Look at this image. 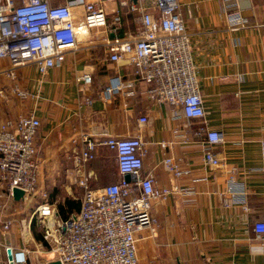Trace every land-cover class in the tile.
<instances>
[{
    "label": "crops",
    "instance_id": "0c3cea01",
    "mask_svg": "<svg viewBox=\"0 0 264 264\" xmlns=\"http://www.w3.org/2000/svg\"><path fill=\"white\" fill-rule=\"evenodd\" d=\"M48 1L52 6L77 3ZM86 1L103 5L107 25L80 29L78 47L65 50L61 67L42 76L36 64L30 63L16 70L14 81L0 74V90L6 91L5 97L0 94V120L29 113L41 120L35 137L38 187L47 192L48 203L55 209L54 215L43 217L37 212L44 202L40 196L32 202L8 200L3 215L13 223L4 234L0 215V264H7L6 245L15 251H30L33 243L40 247L46 225L56 226L63 220L59 204L77 199L72 194L82 189L71 176L72 152L81 145L84 132L95 139L105 134L141 136L148 148L143 173H152L160 188L181 189L167 200L154 202L153 214L160 226L155 235L147 230L139 234V264H264V240L254 229L264 219V172L259 171L264 142V0H178L191 33L204 100L205 115L198 118L185 117L180 107L152 101L149 85L143 82L132 97L119 93L110 100L103 98L102 91L112 77L133 78L131 65L109 59L106 38H138L142 23L140 13L130 9L133 3L155 17L159 13L155 0ZM235 2L246 19L245 27L227 24L226 10ZM83 9L80 4L73 6L76 14ZM7 66L8 60H0V67ZM85 74L92 77L90 83L84 81ZM13 84L27 90L28 98L11 93ZM142 116L147 117L143 124L139 122ZM214 129L224 136L212 148L222 160L219 167L208 165L205 159L210 149L206 131ZM167 157L189 173L175 176L163 163ZM233 168L246 189V203L232 202L228 193ZM87 169L92 172V188L134 180L119 172L115 152L106 146L98 147ZM53 193L66 195L55 201ZM53 254L44 264L56 260Z\"/></svg>",
    "mask_w": 264,
    "mask_h": 264
},
{
    "label": "built area",
    "instance_id": "2783aa9c",
    "mask_svg": "<svg viewBox=\"0 0 264 264\" xmlns=\"http://www.w3.org/2000/svg\"><path fill=\"white\" fill-rule=\"evenodd\" d=\"M155 1L158 17L137 4L130 5L131 11L140 13L142 30L138 38H106L109 59L131 65L133 78L112 77L102 96L105 100L119 93L132 97L136 86L143 82L149 85L147 94L152 101L180 107L187 118L204 117L194 46L180 3L178 0ZM79 4L84 9L81 14H76L73 6ZM225 14L229 27L247 25L237 2L229 6ZM106 25V10L97 1L77 0L74 4L52 6L48 0H0V60L9 61V66L0 67V74L14 81L19 67L35 63L39 74L46 75L51 68L63 65L66 49L78 47L80 29ZM83 79L86 83L92 81L89 74ZM10 92L22 100L29 96L18 84H13ZM0 94L5 97L6 91L1 89ZM139 122H147V117H140ZM40 127L41 120L33 113L0 120V184L4 189L0 193V215L4 234L13 223L3 213L8 200L14 198V188L24 191L25 200L32 202L37 196L44 200L37 207L40 216L49 217L55 213L48 203L47 192L38 187L35 137ZM223 139L220 130L206 131V143L210 147L205 152L208 165H222L221 158L212 148ZM100 146L115 152L119 172L130 174L133 181L121 179L98 188L90 186L93 176L87 167ZM72 153L74 170L71 176L84 192L80 210L56 226L47 224L44 240L63 264H139V234L147 230L155 235L160 226L153 214L154 202L167 200L181 189L177 186L160 188L152 173H143L148 148L139 135L116 137L105 134L103 139H95L84 132L81 145ZM163 163L175 176L189 173L182 170L173 157L165 158ZM259 171L264 172V142ZM227 190L232 202L246 203L247 192L237 180L235 168L230 171ZM245 208L248 210L247 206ZM254 229L264 240V219L257 221ZM5 251L7 264H30L29 250L15 251L11 245H6ZM2 261L0 244V263Z\"/></svg>",
    "mask_w": 264,
    "mask_h": 264
},
{
    "label": "rangeland",
    "instance_id": "374dc122",
    "mask_svg": "<svg viewBox=\"0 0 264 264\" xmlns=\"http://www.w3.org/2000/svg\"><path fill=\"white\" fill-rule=\"evenodd\" d=\"M70 182H72V181H70ZM74 184H76V183H74ZM83 194H84V192L82 190V191L76 192L72 195L75 196L81 202ZM52 195H53V199L56 201V200L61 199L63 197V195H66V194L53 193ZM51 252H52L51 245L49 243H47V241H45L44 238H43V241L41 242L40 247L33 243L32 245H30V252H29L30 264H44L48 258L52 257ZM54 257H56V256H54Z\"/></svg>",
    "mask_w": 264,
    "mask_h": 264
},
{
    "label": "trees",
    "instance_id": "16d2710c",
    "mask_svg": "<svg viewBox=\"0 0 264 264\" xmlns=\"http://www.w3.org/2000/svg\"><path fill=\"white\" fill-rule=\"evenodd\" d=\"M81 202L74 198H67L64 203L59 204V213L63 220L69 218L72 214L78 213Z\"/></svg>",
    "mask_w": 264,
    "mask_h": 264
},
{
    "label": "water",
    "instance_id": "95a60500",
    "mask_svg": "<svg viewBox=\"0 0 264 264\" xmlns=\"http://www.w3.org/2000/svg\"><path fill=\"white\" fill-rule=\"evenodd\" d=\"M126 176H127V178L131 177L130 174H126ZM13 193H14V198L16 200H21L24 196V191L20 188H14ZM46 264H63V263L60 260L56 259V260L49 261Z\"/></svg>",
    "mask_w": 264,
    "mask_h": 264
},
{
    "label": "bare ground",
    "instance_id": "6f19581e",
    "mask_svg": "<svg viewBox=\"0 0 264 264\" xmlns=\"http://www.w3.org/2000/svg\"><path fill=\"white\" fill-rule=\"evenodd\" d=\"M85 30V28H82L81 31Z\"/></svg>",
    "mask_w": 264,
    "mask_h": 264
}]
</instances>
